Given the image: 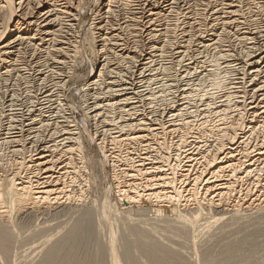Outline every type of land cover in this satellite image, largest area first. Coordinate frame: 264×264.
Masks as SVG:
<instances>
[{"label":"bare ground","instance_id":"bare-ground-1","mask_svg":"<svg viewBox=\"0 0 264 264\" xmlns=\"http://www.w3.org/2000/svg\"><path fill=\"white\" fill-rule=\"evenodd\" d=\"M88 1L0 0V254L19 226L13 212L87 197L99 160L84 134L122 199L193 201V214H178L184 226L212 208L218 221L264 211V0H103L84 27ZM86 44L97 68L70 97ZM95 208L80 209L37 264H132L130 240L120 255L112 231L106 249L96 242ZM153 239L138 242L146 264H183Z\"/></svg>","mask_w":264,"mask_h":264},{"label":"rangeland","instance_id":"rangeland-1","mask_svg":"<svg viewBox=\"0 0 264 264\" xmlns=\"http://www.w3.org/2000/svg\"><path fill=\"white\" fill-rule=\"evenodd\" d=\"M101 1L103 0L88 1L89 11L87 12L86 18L82 21L84 27H87L88 19L91 17L93 10L98 9V4H100ZM82 52L83 57L81 59L83 65L78 68L80 78L77 80L74 79V81L70 83V89L67 91V95L70 97L75 92V88H79L81 85L89 82L88 77H86L87 73H89L91 69L97 68L98 58H95L94 55H92V51H90L88 44L84 45ZM96 71H98V69ZM70 102H74V100L70 99ZM81 111V109L75 111L74 119L80 124L81 131L84 132L83 129L86 124L83 120L84 113ZM90 127L93 128V125ZM84 137L88 151L94 156L93 159L99 160L98 165L93 162L92 183L89 189L90 192L86 194L87 197H84V199L70 200V203H65L63 207H60L61 209L51 208L52 210L50 209L46 212L35 211L34 213L22 212L19 214L13 212L10 220L12 223L14 222V224L16 222L15 225H19V229L15 227V235L10 239L11 242L6 252V254H8L7 260L6 257L0 254V264L39 263L43 259L42 256L45 255V250H47L54 242L59 241L66 232V229H68L71 226V223L78 218L80 209L82 210L92 206H96V236L100 237V239H96V242H102V245L106 249L110 240L109 233L111 235L110 231H112L114 237H116V245L120 243L118 245L120 249H116L115 246V250L118 251V255H120V250H122L121 244H124L123 240H130L132 264L133 262L134 264L147 263V258L140 250H138L137 246L138 242H149L153 238V240H156L158 243L160 242V244H163L172 250L176 249L175 251L178 254L180 252V262L183 264H264L263 210H253L250 212L243 211L244 213L241 211L236 214V216L232 214L233 217H229L231 215L229 214V216H227V214L218 221L214 219L217 218L218 215L212 208L204 210L205 214L201 216L202 218L199 217V224L197 226L193 228L186 225L184 226L182 222H177L179 217L178 214L180 212L182 213V210H184L183 213L190 212L187 211L188 209L191 210V213L193 214L198 208L196 204L193 205V201L187 204L188 202L185 203V201H181L182 203H176L174 201L158 203L151 200L148 201L145 198L136 202L122 199V196L118 194V188H116L117 182L113 178V169H111V165L108 164L109 162L106 161L105 155L98 151V147L90 137H87L86 134H84ZM2 151L0 150V164L5 162L8 158L7 152ZM4 156H6V158ZM100 161H103V167L100 166ZM105 161L108 162V165ZM104 199L107 204L104 203ZM182 205L185 206L183 207ZM109 206H111V208ZM204 215L207 216L204 217ZM113 218L119 219H116V225H118V222L119 225H121L117 227V231L115 227L116 225L110 227ZM102 221H104V223ZM177 223L181 225L177 226ZM122 225H125L124 228L127 232L120 229L123 228ZM132 226L134 229L138 228L137 230L139 231H136V233L134 232L135 230H131L130 228ZM119 229L122 234H119ZM141 229H145L143 230L145 236L142 235L144 240H142V238L140 239L141 234L143 233ZM145 231L148 232L147 236ZM138 232H142L139 234L140 237H138ZM149 233L151 236H148L150 235ZM145 237H147V239ZM119 240L120 242H118ZM22 242L23 245L21 244ZM92 242L89 243L90 246L88 245V247L80 248L82 250L79 249L81 256L86 257V255H92V253L89 252V250L91 251L94 249L92 245L94 244V241ZM99 242L97 243L100 245L101 243ZM24 245L26 248L24 247L22 249ZM118 257L120 259V256ZM19 259H21L20 261L22 262H20ZM106 263L110 264L108 260ZM106 263L104 262V264Z\"/></svg>","mask_w":264,"mask_h":264}]
</instances>
